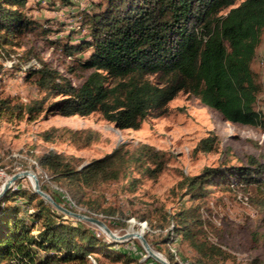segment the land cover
Here are the masks:
<instances>
[{"label":"trees","instance_id":"obj_1","mask_svg":"<svg viewBox=\"0 0 264 264\" xmlns=\"http://www.w3.org/2000/svg\"><path fill=\"white\" fill-rule=\"evenodd\" d=\"M27 1L0 0V45L39 27L23 11ZM237 2L98 0L81 12L87 35L61 46L64 55L76 61L77 66L67 67L69 73L88 72L82 82L74 86L46 62L30 58L26 78L36 77L41 96L26 103L0 98V115L10 111L31 116L45 110L70 117L98 112L120 130H140L147 118L163 116L167 104L186 92L229 122L264 128V110L256 107L263 83L251 66L264 31V0ZM49 30L44 27L42 32ZM44 135L51 137L50 132ZM216 144V136L209 133L199 139L194 151L210 152ZM123 155L116 147L74 166L63 154L46 150L33 155V165L46 173L49 182L61 185L74 206L97 211L96 199L101 196L92 200L90 195L117 179ZM129 159L133 177L126 186L128 192H134L143 180H156L168 161L166 152L146 143H137ZM262 185L264 161L252 157L247 164L204 166L184 181L168 234L171 243L185 244L195 264H214L222 252L211 240V212L198 202L215 194L244 196ZM40 187L47 191V186ZM58 194L53 191L50 197L75 211ZM247 201L257 203L264 218V189L260 199L248 197ZM93 256L115 262L124 257L125 264H138L88 228L55 213L29 188H9L0 198V264H89ZM163 256L176 264L169 250Z\"/></svg>","mask_w":264,"mask_h":264},{"label":"rangeland","instance_id":"obj_2","mask_svg":"<svg viewBox=\"0 0 264 264\" xmlns=\"http://www.w3.org/2000/svg\"><path fill=\"white\" fill-rule=\"evenodd\" d=\"M97 1L70 0L71 3L66 4L62 0H28L23 11L39 27L33 33L13 39L12 43L0 45V98L8 97L12 103H26L41 96L35 85L36 77L26 78L24 69L28 67L30 58L46 62L78 86L88 72L76 69L75 73H69L67 67L75 66L76 61L74 56L67 58L61 46L67 41L77 42L87 35L81 12L91 9ZM44 27L50 30L43 33ZM263 51L264 31L251 64L264 88V73L258 62ZM256 107L264 110V90L257 96ZM45 132L51 133L49 139L44 138ZM90 133H93L92 139L85 143ZM209 133L217 138L215 149L210 152L194 151L199 139ZM137 143H146L166 152L168 161L156 180H143L134 192H128L126 186L133 177L129 157ZM116 147L124 152L117 179L90 195L92 200L101 196L96 199L100 203L99 210L74 206L60 193L56 197L74 207L72 212L102 221L116 237L143 231V238L151 249L164 259L163 254L169 250L176 264H195L193 252L178 240L171 243L168 236L185 179L199 173L204 166L247 164L249 157L263 162L264 128L229 122L197 96L186 92H180L167 104V112L163 116L147 118L140 130H120L98 112L66 117L49 114L45 110L31 116L7 111L0 115V166L3 170L0 189L13 174L30 171L35 174L40 186H47L45 193L53 195V191L58 193L57 187L64 188L49 182L46 173L33 165V155L51 150L63 154L74 166H80ZM31 180L18 179L15 187L32 190ZM263 189L264 185L255 186L244 196L233 192L215 194L198 202L202 209L211 212L214 226L211 240L222 252L214 258V264H264V218L257 203L247 201L248 197L260 199ZM59 205L63 206L62 203ZM63 217L88 228L106 244L137 259L138 264H158L146 257L136 238L114 241L87 222ZM166 239L169 240L164 243ZM123 260L115 262L93 256L88 263L125 264Z\"/></svg>","mask_w":264,"mask_h":264},{"label":"water","instance_id":"obj_3","mask_svg":"<svg viewBox=\"0 0 264 264\" xmlns=\"http://www.w3.org/2000/svg\"><path fill=\"white\" fill-rule=\"evenodd\" d=\"M25 173L27 174L26 177H31V179L33 180L31 183L33 193L38 195L41 199H43L46 203H48L52 208H54L61 215H64L65 217H70L73 219H77L80 221L87 222L88 224L99 228L104 233L110 234L111 231L108 229V227L102 221H100L96 218H93V217L82 215L80 213H74V212L64 208L63 206L57 204L47 193H45L44 191L41 190L39 182H38V180H37V178L33 172L27 171ZM18 179H19V173L17 172L15 174H13V176L10 179H8L4 182V184L2 185V187L0 189V198L10 188L11 184ZM132 237L139 240V242L141 243L142 249L146 253L147 258L153 259L158 264H169L159 253H157L153 249H151L149 244L143 238V235L141 232L124 234L122 236L117 237L116 239L113 238V240L114 241H122L124 239L132 238Z\"/></svg>","mask_w":264,"mask_h":264},{"label":"built area","instance_id":"obj_4","mask_svg":"<svg viewBox=\"0 0 264 264\" xmlns=\"http://www.w3.org/2000/svg\"><path fill=\"white\" fill-rule=\"evenodd\" d=\"M258 62H259V65H260V67H261V69H262V71H263V73H264V51L263 52H261L260 54H259V57H258ZM264 90V88L262 87V91ZM1 154H0V159H1ZM2 174H3V170H2V168H1V166H0V178L2 177ZM8 179H10V178H8ZM22 179V178H21ZM16 185H15V182H13L12 184H11V186H10V188H14ZM57 190H58V193H60V195L63 197V198H65L66 199V201L67 202H70V203H72L71 202V200H70V198H69V196H68V194L66 193V191H64L63 189H58V187H57Z\"/></svg>","mask_w":264,"mask_h":264},{"label":"bare ground","instance_id":"obj_5","mask_svg":"<svg viewBox=\"0 0 264 264\" xmlns=\"http://www.w3.org/2000/svg\"><path fill=\"white\" fill-rule=\"evenodd\" d=\"M27 172V171H26ZM27 176V174L25 173V171H21V172H19V179H23V178H27V179H31V177H26ZM31 181H33V180H31ZM141 233H143V231H140ZM106 234V233H105ZM108 237H110L112 240H113V238L114 239H116L117 237L114 235V233L111 231L110 232V234H106ZM132 238H134V237H132Z\"/></svg>","mask_w":264,"mask_h":264},{"label":"crops","instance_id":"obj_6","mask_svg":"<svg viewBox=\"0 0 264 264\" xmlns=\"http://www.w3.org/2000/svg\"><path fill=\"white\" fill-rule=\"evenodd\" d=\"M259 46H260V44H259ZM259 46L257 47V49L259 48ZM257 49H256V52H257Z\"/></svg>","mask_w":264,"mask_h":264}]
</instances>
